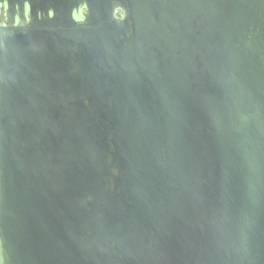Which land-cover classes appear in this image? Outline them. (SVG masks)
I'll list each match as a JSON object with an SVG mask.
<instances>
[{
	"label": "water",
	"instance_id": "95a60500",
	"mask_svg": "<svg viewBox=\"0 0 264 264\" xmlns=\"http://www.w3.org/2000/svg\"><path fill=\"white\" fill-rule=\"evenodd\" d=\"M0 7V264H264V0Z\"/></svg>",
	"mask_w": 264,
	"mask_h": 264
},
{
	"label": "flooded vegetation",
	"instance_id": "af4514ba",
	"mask_svg": "<svg viewBox=\"0 0 264 264\" xmlns=\"http://www.w3.org/2000/svg\"><path fill=\"white\" fill-rule=\"evenodd\" d=\"M8 14L6 11H2V8L0 7V21L1 22H7Z\"/></svg>",
	"mask_w": 264,
	"mask_h": 264
}]
</instances>
